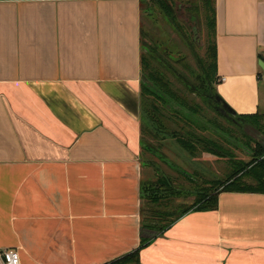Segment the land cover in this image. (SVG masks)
I'll return each instance as SVG.
<instances>
[{"label": "crops", "instance_id": "obj_1", "mask_svg": "<svg viewBox=\"0 0 264 264\" xmlns=\"http://www.w3.org/2000/svg\"><path fill=\"white\" fill-rule=\"evenodd\" d=\"M208 1L216 90L239 115L264 113V0ZM140 3L0 0V252L109 264L143 240L140 264H264L263 193L142 226Z\"/></svg>", "mask_w": 264, "mask_h": 264}, {"label": "trees", "instance_id": "obj_2", "mask_svg": "<svg viewBox=\"0 0 264 264\" xmlns=\"http://www.w3.org/2000/svg\"><path fill=\"white\" fill-rule=\"evenodd\" d=\"M201 2L205 6L204 21L212 33L207 34L208 41L204 44L205 56L201 57L195 52L194 64L187 62L188 57L182 53L180 44L177 46L176 40L169 32V30L174 32L181 40L183 33L180 30L179 14L182 4L170 0H150L148 6L141 7L143 18L146 17L154 28L158 23L162 24L168 34V39L165 40L168 44H165L160 39L161 35L155 36L154 30H146L142 21L141 71L150 81L148 84L142 83V155L149 154L164 159L150 141L171 139L191 158L199 159L203 154L224 158L221 143L227 141L228 144L241 148L250 155L251 161L242 162L234 168L225 181L211 182L209 187H205L197 194L191 207L179 213H171L168 207L162 210L159 204L170 195L176 196L181 193L171 187L170 181L159 179L158 183L142 182V199L146 203V208L142 209V226L160 233L191 211L216 210L218 197L223 192L264 194V113L257 112L254 115L236 113L232 118L219 112L218 92L215 87L218 81L214 32L216 11L208 0L189 1L185 9L190 15H198L199 11L201 12ZM145 38L150 39V44L144 41ZM170 42L178 51L170 49ZM161 56L167 59L163 61ZM197 99L231 126H236L243 139L232 134L230 129L218 125L217 121L211 118L203 119V116L200 118L202 106L197 103ZM245 125L255 129L262 137L256 138L247 134L243 129ZM200 130L209 135L199 134ZM241 141L254 142L255 146L252 148ZM141 163L144 169L153 167L151 160L145 161L142 157ZM156 171L159 174V170ZM188 177L191 182L195 180L191 174ZM145 246L146 243L142 240L137 250L109 264H140V252Z\"/></svg>", "mask_w": 264, "mask_h": 264}, {"label": "rangeland", "instance_id": "obj_3", "mask_svg": "<svg viewBox=\"0 0 264 264\" xmlns=\"http://www.w3.org/2000/svg\"><path fill=\"white\" fill-rule=\"evenodd\" d=\"M150 0H141V7L148 6ZM173 2H178V4H182L180 7V21L181 27L180 30L183 33L181 40L174 32L170 31L172 34V38L176 40L177 46L180 44V50L184 55L188 57V61L194 64V57L196 56L195 52L201 56H205V48L204 44L207 43L208 33H212L210 29L207 28V24L204 21L203 13H205L204 3H200V10L198 15H190L189 12L186 11V5L189 1L192 0H170ZM144 26L145 29H151L155 31V36L161 35V41H164L165 44H168L165 40L168 39L167 29L162 27V24L158 23L157 27H153L150 22L144 18ZM177 28V27H176ZM170 36V35H169ZM147 44H150V39L145 38ZM170 49L174 52L178 51L173 48V44L169 43ZM164 61L165 56H161ZM169 62V61H168ZM174 64V63H173ZM175 65V64H174ZM176 66V65H175ZM177 67V66H176ZM178 68V67H177ZM216 87V86H215ZM261 92L264 101V79L261 81ZM198 104L202 106V113L199 115L204 118H211L214 121H217V124L223 126L224 128L230 129L231 133L235 136H238L243 139L238 133V128L236 126H231L226 120L218 116L214 111L209 109L206 105H204L199 99L196 100ZM262 110L264 111V103L262 106ZM199 134L209 135L206 132L200 130ZM211 135V134H210ZM152 144L156 146V150H158L164 159H160L158 157L143 154L141 157L145 161L152 162L153 167L146 168L143 170V183H158V180H166L171 182V187L176 191H180V194L176 196L170 195L165 200H162L159 204L161 209L163 210L165 207H168V211L173 212H181L183 210L188 209L195 202L197 194L202 191L205 187H209L211 182H222L227 179V175L241 165L242 162L247 163L251 161V156L247 155L246 152L241 150V148H236L231 144H228L227 141H222L221 147L225 154L224 158H203L205 154H203L199 159L191 158L184 150H182L175 141L168 139L166 141H150ZM250 147H254V142L249 141H241ZM244 145V144H243ZM244 145V146H245ZM171 165L175 167L172 168ZM156 169L159 170V174ZM184 171V172H182ZM191 174L195 178L193 182L189 181L188 175ZM144 209L146 208V203L144 201L143 205Z\"/></svg>", "mask_w": 264, "mask_h": 264}, {"label": "water", "instance_id": "obj_4", "mask_svg": "<svg viewBox=\"0 0 264 264\" xmlns=\"http://www.w3.org/2000/svg\"><path fill=\"white\" fill-rule=\"evenodd\" d=\"M259 66L264 71V61H259ZM141 81L142 83H150L149 79L145 75H141ZM217 101L219 103V112L222 113L226 117H235L236 112L220 97L218 94ZM245 132L251 136H254L256 138L262 137L260 134H258L255 129L251 128L250 126L245 125L244 128Z\"/></svg>", "mask_w": 264, "mask_h": 264}, {"label": "built area", "instance_id": "obj_5", "mask_svg": "<svg viewBox=\"0 0 264 264\" xmlns=\"http://www.w3.org/2000/svg\"><path fill=\"white\" fill-rule=\"evenodd\" d=\"M3 264H20V255L17 249H5L0 252Z\"/></svg>", "mask_w": 264, "mask_h": 264}]
</instances>
